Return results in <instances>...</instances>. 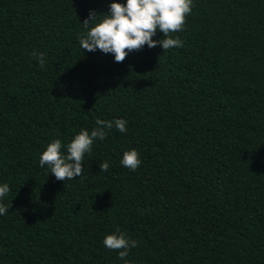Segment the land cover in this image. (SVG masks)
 I'll use <instances>...</instances> for the list:
<instances>
[{
    "label": "trees",
    "instance_id": "16d2710c",
    "mask_svg": "<svg viewBox=\"0 0 264 264\" xmlns=\"http://www.w3.org/2000/svg\"><path fill=\"white\" fill-rule=\"evenodd\" d=\"M112 2L0 0V264H264V0H193L182 48L119 63L78 46ZM118 118L80 178L39 166L53 139ZM117 228L137 242L124 259L103 245Z\"/></svg>",
    "mask_w": 264,
    "mask_h": 264
},
{
    "label": "clouds",
    "instance_id": "9594fccd",
    "mask_svg": "<svg viewBox=\"0 0 264 264\" xmlns=\"http://www.w3.org/2000/svg\"><path fill=\"white\" fill-rule=\"evenodd\" d=\"M193 0H124L123 3L112 2L104 14L89 10L88 18L81 24L83 31L78 38V46L83 52L111 54L114 62L125 60L134 50H140L145 45L151 49L159 46L163 53L172 48H182L183 41L171 34L183 30L186 17L191 14ZM97 17L101 19L97 20ZM162 33V39H154L157 33ZM127 50V51H126ZM32 57L44 68L46 57L44 53L32 52ZM127 121L118 118L114 120L95 121V126L89 131L81 129L69 143L55 138L47 144L39 156V166L47 168L49 175L57 181H70L83 175L85 154L92 151L97 141H104L109 132L115 128L120 133H126ZM140 153L136 149L126 150L122 154L120 164L133 172L141 165ZM101 172H108L110 164L104 161L99 164ZM10 186L0 182V216L7 214L11 205L6 203ZM103 245L108 250L117 251L124 259L129 250L137 246L117 228L113 233L105 235Z\"/></svg>",
    "mask_w": 264,
    "mask_h": 264
}]
</instances>
